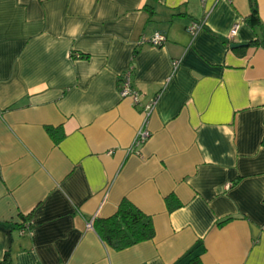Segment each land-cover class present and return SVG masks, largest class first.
Returning <instances> with one entry per match:
<instances>
[{
    "label": "crops",
    "instance_id": "obj_1",
    "mask_svg": "<svg viewBox=\"0 0 264 264\" xmlns=\"http://www.w3.org/2000/svg\"><path fill=\"white\" fill-rule=\"evenodd\" d=\"M254 2L251 22L250 0H0V261L264 264ZM155 32L162 46L138 43ZM130 67L135 105L118 93ZM122 200L154 233L114 249L92 223Z\"/></svg>",
    "mask_w": 264,
    "mask_h": 264
},
{
    "label": "trees",
    "instance_id": "obj_2",
    "mask_svg": "<svg viewBox=\"0 0 264 264\" xmlns=\"http://www.w3.org/2000/svg\"><path fill=\"white\" fill-rule=\"evenodd\" d=\"M250 10V21L254 22L257 19L254 0H250ZM261 43L264 44V40H261ZM261 144L264 145V135H262ZM92 226L100 239L114 249H122L148 240L154 233L149 218L126 200L120 202L112 216L106 219H95ZM0 264L11 263L3 260Z\"/></svg>",
    "mask_w": 264,
    "mask_h": 264
},
{
    "label": "built area",
    "instance_id": "obj_3",
    "mask_svg": "<svg viewBox=\"0 0 264 264\" xmlns=\"http://www.w3.org/2000/svg\"><path fill=\"white\" fill-rule=\"evenodd\" d=\"M200 27H201V22H193L187 27V31L191 35H194L198 32ZM238 27H239L238 23H233L231 25L226 35L227 39L231 40L236 35ZM164 40L165 38L161 33L155 32L149 38L141 37L138 43L139 44L148 43L153 46H162L164 43ZM131 70H132V67L128 68L124 73L120 75L118 93L120 97L122 98L124 97L130 98V100L132 101V104L135 105L140 102L142 96H141V93L132 86L131 78H130ZM155 104H156V98H151L142 105V110L145 116V120L148 118L150 113L153 111ZM148 137H149V131L144 126H141V128H139L135 134L132 146L143 144ZM23 225H24L22 229L23 232L28 231L29 223L24 222ZM88 226H91V223H88Z\"/></svg>",
    "mask_w": 264,
    "mask_h": 264
},
{
    "label": "water",
    "instance_id": "obj_4",
    "mask_svg": "<svg viewBox=\"0 0 264 264\" xmlns=\"http://www.w3.org/2000/svg\"><path fill=\"white\" fill-rule=\"evenodd\" d=\"M240 46H245V44H240V43H231L230 44L231 48H237V47H240Z\"/></svg>",
    "mask_w": 264,
    "mask_h": 264
}]
</instances>
